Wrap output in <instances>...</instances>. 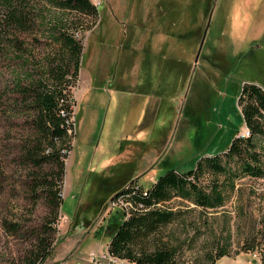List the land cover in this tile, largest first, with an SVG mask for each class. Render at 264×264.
Instances as JSON below:
<instances>
[{
	"label": "rangeland",
	"instance_id": "obj_1",
	"mask_svg": "<svg viewBox=\"0 0 264 264\" xmlns=\"http://www.w3.org/2000/svg\"><path fill=\"white\" fill-rule=\"evenodd\" d=\"M31 1L58 15L46 0ZM98 10L94 24L90 16H68L83 27L84 50L58 215L36 189L58 168L36 166L23 152L34 128L14 86L25 74L22 63L0 50V264H24L48 219L51 258L41 264H52L62 247H95L124 217L123 208L108 211L112 191L126 182L146 189L168 169L188 170L202 155L225 150L236 128H247L239 89L246 81L264 87V0H104ZM20 37L30 72L61 54L36 24ZM229 181L199 173L207 192L222 184L225 201L217 208L176 191L162 202L181 211L161 235L177 249V264H209L207 253L220 250L215 264H264V177ZM4 221L20 229L8 231ZM102 250L84 252L85 260Z\"/></svg>",
	"mask_w": 264,
	"mask_h": 264
},
{
	"label": "trees",
	"instance_id": "obj_2",
	"mask_svg": "<svg viewBox=\"0 0 264 264\" xmlns=\"http://www.w3.org/2000/svg\"><path fill=\"white\" fill-rule=\"evenodd\" d=\"M46 3L49 8H57L58 15L49 16L44 5L38 8L31 0H0V50L17 54L22 63L20 72L25 74L20 75L21 80L14 86L19 94L18 106L29 112L34 128L23 152L36 166L49 161L58 168L54 174L41 178L36 187L43 188L58 215L63 204L65 160L72 149L75 129L72 88L80 74L84 50L83 27H78L80 24L76 25L68 16L72 13L90 16L94 24L100 14L91 0H46ZM35 24L48 40L59 46L61 53L53 55L46 63L43 61L40 73L38 69L27 70L25 44L20 37L22 33L31 32ZM237 98L249 136L237 133V127L225 150L202 155L188 170L168 169L146 189L136 190V182H132L115 194L119 197L129 193L131 196L126 199L133 206L127 215L125 212L124 217L116 221L117 229L108 244L112 254L137 264H177V249L165 243L161 236L164 229L180 218L181 211L161 207L170 193L176 191L204 208H217L225 201L222 184H214L207 192L197 182L201 171L222 175L229 182L240 175L264 177V87L246 81ZM48 221L42 224L37 242L24 258V264H41L50 257L54 231L52 222ZM4 226L8 231L20 229L18 223L8 221H4ZM223 254V250L207 253L206 260L215 264Z\"/></svg>",
	"mask_w": 264,
	"mask_h": 264
},
{
	"label": "built area",
	"instance_id": "obj_3",
	"mask_svg": "<svg viewBox=\"0 0 264 264\" xmlns=\"http://www.w3.org/2000/svg\"><path fill=\"white\" fill-rule=\"evenodd\" d=\"M91 1L95 5L96 8H99L104 0H91ZM241 135L242 136H249L250 135L249 128L247 127L241 133ZM137 189H139L138 185H136V190ZM130 196L131 195L128 193V194L121 195V196L117 197L113 201H110L111 207L108 209V211L111 212L115 208H123L126 212V215H127L129 210L133 206V204L128 199H126ZM139 206L143 207L142 204H140ZM109 212H106V214ZM87 260L90 264H137L136 262H132L127 258H122L120 256L112 254L108 249L102 250L99 252H96V251L90 252Z\"/></svg>",
	"mask_w": 264,
	"mask_h": 264
},
{
	"label": "crops",
	"instance_id": "obj_4",
	"mask_svg": "<svg viewBox=\"0 0 264 264\" xmlns=\"http://www.w3.org/2000/svg\"><path fill=\"white\" fill-rule=\"evenodd\" d=\"M106 163L108 164V162H106ZM110 165L112 166L111 162L106 167L108 170H109ZM112 169H113V167H112ZM132 178H136L135 175L132 176ZM126 183L124 184V186L127 185ZM124 186L118 187V188H116V190L112 191V193L110 195L111 199ZM115 223L118 224V222H116V221H115ZM111 236L112 235L106 234L104 239H102V240L100 239L102 241V243L100 240H98L99 244L95 243V247L92 246L90 242H87L86 244H84V246L87 245V247L89 248L86 251H83L82 248L80 250H77L76 252H74V251L72 252V249H67L64 247L59 248L54 253V255L52 256V262L54 264H90L87 260H85L84 252L88 253L91 248L102 250V249H105V245H106V249H108V244L110 242ZM104 241H106L105 244H104Z\"/></svg>",
	"mask_w": 264,
	"mask_h": 264
}]
</instances>
